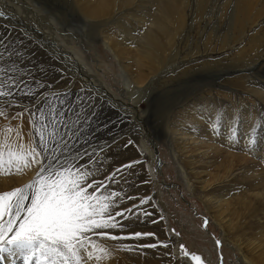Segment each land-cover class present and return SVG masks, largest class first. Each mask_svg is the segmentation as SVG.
Wrapping results in <instances>:
<instances>
[{
  "label": "rangeland",
  "instance_id": "1",
  "mask_svg": "<svg viewBox=\"0 0 264 264\" xmlns=\"http://www.w3.org/2000/svg\"><path fill=\"white\" fill-rule=\"evenodd\" d=\"M146 1L149 0H142L140 7L135 8L134 11V8L130 7L128 12L126 11L128 8L125 9L119 2H111L114 4L110 3L111 9L108 5L107 15L89 19L79 8L80 2L82 3L81 0H0V12L5 13L4 16H0V39H4L5 42H7V38L22 40V45L17 44V47L22 48L24 52L20 58L21 63L26 65L28 69H32V63L29 61H39L47 69L46 73H42L38 69L34 72L37 77L46 82H51L58 89L55 93L51 89L45 90L49 93L48 99L50 101L45 106L44 114L46 117L51 118L50 108L60 107V99L73 100L72 104L64 106L65 110L68 111L67 119L55 126L58 129V132L55 133L56 139L50 140L54 134V129L50 124L44 132L46 141H50L49 147L56 149L50 151L49 156H56L63 163L66 155L60 149L65 147V141H67V159L69 160H74L77 152L85 150L91 152L92 149L104 147V154L107 155L108 159H103V156L94 157V159L103 160L105 165L101 172L96 174V180L104 179L105 174L117 165L134 160L139 161L134 169V171H138L136 179L137 182L145 181V183H137L135 188L121 184L119 188L124 192L138 193L140 196H153L151 203L158 205V207L152 210L162 219L158 224H137L128 232L136 230L155 231L160 233L163 239V231L167 226L174 237L171 240L179 239L180 241L178 250H180L179 245L183 244L185 251L190 253L189 256L185 257L180 252L183 264L189 260L192 264H243L238 245L243 243L248 236L255 239L264 236V216L259 213V209H264V206L255 204L252 215L241 210L240 206H236V216L232 214V207L226 210V206H224L221 216L223 213L224 221L227 222L225 226L229 223L227 226L234 227V232L220 229L216 222V214H213L215 211L207 210L198 195L201 190L211 192L210 189L205 188L202 180L198 179V177L206 179L201 172L202 169L196 167L193 171L194 167L190 165L189 160L177 159L178 157L173 152L174 147L172 148L170 145L168 131L173 124L178 127L188 126L190 122L182 118L185 115L184 107L192 106V103H196L194 107H199V104L200 106L204 105L206 99L203 97L208 93V90L202 93L199 92L201 88L220 91L221 88L229 87L237 91L234 93L235 97L227 104L220 102V104L213 105L216 112L212 118L215 119L218 114L223 116L226 113L232 115L233 118H228V121L236 120L241 123L242 120L249 121L252 119L250 136L245 141L249 142L254 138L255 143L249 145L250 147L255 146L256 149L264 147V104L256 94L250 93V88H247V84L251 83L259 86L254 82L257 79L264 83V66L254 71V77L250 70V78L239 80L235 78L236 75L233 73L236 68L235 65H223L219 62L223 58L221 56L224 52L220 53V57H210L207 56L208 53H203L202 44L206 42L209 35L212 37L211 42L207 44L209 49H219L221 47L220 37L224 36L230 28L226 16L223 15V21L219 20L218 6L220 1L211 0L207 8L206 15L208 17L206 18L205 15L202 22L200 21V28L199 26L197 28L186 27L180 36L177 59H167L161 69L159 68L154 72L155 74L150 73L148 75V79L143 84L144 87L149 86L147 88L148 95L135 99L132 94H125L129 88L133 87L125 71L132 69L134 71L130 61L124 59L125 50L132 49L131 44L135 46L139 43L142 34H144L146 24L138 23L139 17L147 13H154L153 10V12L150 11L151 6ZM261 24L264 25V21L261 20L259 25L261 26ZM107 44L110 45V48ZM191 48L193 50L197 48L198 52L193 54L192 50L189 55L184 56V52L188 49L191 50ZM0 52H3L5 57V60L0 61V63H4V66L7 67L11 63L8 60V53L2 46H0ZM32 53H35V56L31 55ZM12 59L18 58L13 56ZM200 63L209 65L208 68H211L212 72L203 65L198 67V74L193 72L194 76L188 75L192 77V80L188 84L185 81L184 87L182 84L176 89L171 86L174 83L173 80L168 79L170 73L187 68H191L192 71L197 69L195 67ZM57 68L67 69L63 79H60L61 73L55 70ZM15 75L20 77L24 75V72L18 68ZM188 76L184 80H190ZM66 81L71 82L70 89L65 87ZM81 84L89 88L92 95L100 98V104L96 106L97 116L94 118H86L85 113L88 109L81 107L74 99L80 94L79 87ZM68 91H71V96L66 94ZM20 99L24 103L14 105L11 108L0 105L7 114V118L0 116V161H2V167L6 171V179L12 180L11 187L15 186L16 175L14 171L17 166L20 169L36 168L37 173L39 171V167L31 162L30 155L31 149L39 143V134L36 133L32 123H30L33 118L27 112L12 118L16 111H22L32 106L31 98L20 97ZM120 101L125 107H120ZM129 106H134L135 111L143 121V124H139V128L129 123L131 114L124 111V109L129 111ZM73 108L79 109V116L72 113L71 109ZM245 109L248 111L254 109V116L246 118ZM136 115H134L135 120L137 119ZM181 118L185 121H182ZM225 119V116L221 119V128L226 123ZM105 123L109 125L107 128L102 127ZM73 132L76 135H73ZM61 135L64 137L63 140H60ZM128 140H132L134 143L122 147V145L127 144ZM9 153H12L11 157ZM10 159L13 161V165L9 171L8 162ZM25 160L29 161L27 166H25ZM219 161L225 162L222 157L219 158ZM225 165L223 164V166ZM237 167H241L242 170L246 168L245 171L254 168L250 162L249 164L241 162L237 164ZM249 167L250 169H248ZM207 171L215 175L222 173L223 167L215 166ZM194 173H198V177ZM104 182L108 183L107 180ZM239 184L241 186L233 185L226 186L227 188H219L221 185L216 183L212 193L215 196L221 194L235 195L239 193L241 188L243 191L249 187L244 182ZM197 186H200V189ZM20 187H24V184H21ZM116 187L117 185L113 183L109 190ZM0 193L2 192L0 191ZM232 204L234 203L232 202L230 205ZM124 206L123 203L120 205V207ZM230 217L234 220H231ZM225 218H229L233 223ZM205 220L208 221L206 226ZM97 231L128 234V232L119 233L118 229ZM258 234H262V236ZM91 239L94 246L89 245L92 250L88 249L93 254L91 258L93 264L99 262L101 264H166L165 260H169L167 256H161L152 249H144L141 252L139 249L122 246L124 244L147 243V240L138 242L135 240L112 241L108 236L99 235L91 236ZM217 240L220 241L219 247L216 245ZM160 251L164 250L160 249ZM192 256H199L200 260H193Z\"/></svg>",
  "mask_w": 264,
  "mask_h": 264
},
{
  "label": "snow or ice",
  "instance_id": "2",
  "mask_svg": "<svg viewBox=\"0 0 264 264\" xmlns=\"http://www.w3.org/2000/svg\"><path fill=\"white\" fill-rule=\"evenodd\" d=\"M0 12V16H4ZM17 44H23L22 40L7 38L0 39V46L8 53V60L11 63L7 67L0 63V105L9 108L14 105L23 104L20 97L31 98L32 106L22 111H16L15 116L23 115L27 112L33 119L32 123L35 131L39 134V143L31 149V162L39 167L35 179L26 184L23 188H15L12 191L0 193V264H4L5 257L12 261L13 257L19 256L23 264H82V253H87L89 259L92 252L88 251L89 245H93L91 236H108L112 241H140L147 240V243L124 244L123 247L139 249H152L161 256L169 258V264H183L178 253L173 251L176 242L170 239V233L164 230L165 238L155 231L136 230L128 232L137 224H158L161 217L152 209L158 207L151 203V195L140 196L138 193L124 192L119 185L135 188L137 183L143 184L145 181H138V171H134L139 161H129L112 168L104 179L96 180V174L105 167L103 160L94 157L103 156L104 147L92 149L91 152L85 150L77 152L74 160L67 159V141L65 147L60 149L65 153L66 159L63 163L56 156H49L50 141H46L44 132L50 124L54 129V134L50 140H55V133L58 132L56 124L61 123L68 117L65 110L66 104H72L73 100H59L60 107H52L49 110L51 118L45 116V106L50 103L48 91L53 93L58 91L51 82L37 77L34 72L38 69L46 73L47 69L39 61H29L32 69L21 63L24 52ZM31 55L35 56V53ZM15 56L18 59H12ZM4 53L0 52V61H4ZM20 68L24 75L17 77V69ZM61 73L60 79L64 78L67 69L57 68ZM58 83V82H57ZM66 88H71V82H65ZM79 95L74 99L81 107H86V118L96 117V106L100 104V98L92 95L89 88L81 84ZM71 96V91L66 93ZM102 106V105H101ZM74 115L79 116V109H71ZM0 116L7 114L0 107ZM38 117V119H37ZM221 115L210 121L209 127L214 136L220 135ZM118 123V122H117ZM105 123L102 127L107 128ZM228 140L233 144L237 140V129L230 128ZM73 135H76L73 132ZM63 135L60 140H63ZM59 143V141H57ZM128 140L126 145L133 144ZM254 138L249 141V145L254 144ZM12 153H9L11 157ZM9 171L13 161L9 160ZM29 163L25 160V166ZM94 166V167H93ZM20 171V167L15 169ZM2 161H0V172H3ZM107 180L108 183L104 181ZM117 185L113 190H109L112 184ZM91 189V191H89ZM115 198V199H114ZM131 202V203H128ZM124 207H120L121 204ZM205 226L208 221L205 220ZM118 229L119 233L128 232L127 235L112 233L108 230ZM217 247L220 241H216ZM163 249L164 251H160ZM180 252L185 257L190 253L185 251L183 244L179 245ZM193 260H200L199 256H192Z\"/></svg>",
  "mask_w": 264,
  "mask_h": 264
},
{
  "label": "bare ground",
  "instance_id": "3",
  "mask_svg": "<svg viewBox=\"0 0 264 264\" xmlns=\"http://www.w3.org/2000/svg\"><path fill=\"white\" fill-rule=\"evenodd\" d=\"M81 1L82 3L80 2L79 8L89 19L105 16L106 11H108L111 2L114 3L119 2L122 7H124L125 9L126 7L128 8L126 9L127 12L130 11V7L134 8L133 11L135 10V8L138 9V7H140L139 5L142 3V0H81ZM210 1L211 0L146 1L148 5L151 6L150 11L153 10L154 13L153 14L147 13L139 17L137 22L140 23L141 25L146 24L144 34H142L143 36H141L139 40L140 42L135 45L136 48H134L135 47L134 44H131V47L133 48L125 50L124 59L129 60L130 64L134 67V71L133 69L125 71L126 76L129 77L130 81L133 84V87L129 88V91H126L125 94L127 95L132 94V97H135V99L143 98L146 97V95H148L147 88L149 86L148 87L143 86L146 79H148L147 78L148 75H150V73L152 74L156 72L159 68L161 69V67L166 63L167 59H171V60L177 59L178 57L177 55L179 52L178 42L180 36L185 31L186 27L190 28L191 26H193V28L194 27L197 28L199 26L200 28V23L207 14V8L209 5L208 3ZM219 1H220V4L218 6L219 20L220 19L222 20V17L226 16L225 18L226 21L229 23L230 28L228 29V31L224 36L220 37L221 47L219 49H215V50L209 49V45L207 46V44L212 40L211 39L212 37L209 35L206 38V42L205 43L203 42L202 44L203 53L204 54L208 53L207 56L210 57L212 56L220 57L221 56L220 53L224 52L223 56H221L223 58L220 59L219 62L223 65L226 64H231L232 66L235 65L236 68L233 72L234 75H236L235 78L239 80L240 79L247 80L248 78H250V73H249L250 70L252 76L254 77L253 75L254 71L257 70L259 67L264 66V25L263 24H261V26L259 25V22L261 20L264 21L263 20L264 0H219ZM114 3L111 4L113 5ZM207 17L208 16L206 15V18ZM107 45L110 48V45L109 44ZM192 50H193L192 48L191 50L189 49L186 50V52H184L185 53L184 56L189 55L190 51ZM197 52H198L197 48L192 51L193 54ZM179 56L181 55L179 54ZM203 65H205L207 69L211 70V68H208L209 65L207 64H203ZM203 65L202 63H200L197 67H195L197 69H193L192 71L191 68H187L179 72L170 73L168 79L173 80L174 83L171 86L176 89L178 87H181V84L183 86V83H185V81L187 84L190 83L192 77H189L188 75L192 74V76H194L195 74L193 72L198 74V69H199L198 67H201ZM187 76L190 79L188 81L184 80V78ZM254 82L259 86H256L255 84L251 83V84H247V88H250L249 89L250 93L256 94L264 104V83L260 82L258 79L254 80ZM200 90L199 92L202 93L203 91L208 90L207 91L208 93H206L208 95L205 94V96L203 97L204 99H206L204 105L200 106L199 104V107H194L196 103H192V106L184 107L185 115H183L182 118L186 119L190 123L188 124V126L185 125V127H183L184 125L178 127L176 124H173L170 127L171 129H169L168 131L170 134L169 141L172 148L174 147L173 152L178 157L177 158L178 160H183V159L189 160L191 162L190 165L194 167L192 169L193 171L195 170L196 167H200V169H202L201 172L205 175L206 179H203L202 177H198L199 175L198 173H194V174H197L198 179L202 180L201 182L205 184V188L210 189L211 192L201 190L202 192L201 191L198 192V195L200 199L203 201L204 206L207 208V210L215 211L213 214H216L215 216L216 222L219 225L220 229L228 232L230 230L233 233L234 227H232L231 225L227 226L229 223L225 226L227 222L224 221L223 213L221 216V212L224 206H226V210L229 209V207H232V214L235 216L237 215L236 214L237 208H235L236 206L238 207L240 206L241 210H243L244 212L246 211L250 215L254 214L253 208L255 204L264 206V147L260 149H256V147L254 146L252 148L249 146V142L245 141V139H247V137L250 136L249 131L252 128V125H250L252 123L251 122L252 119L249 121L242 120L240 121L241 123H238L236 120L228 121V118H232L231 117L232 115L226 113H224L222 116V118L225 116L227 121L225 119L226 123L222 125V128L220 129V135L214 136L211 133L209 127L210 121L214 120V118L212 117L216 112V109L213 105H216L217 103L220 104V102H224V103L226 102V104L229 103L230 100H232L235 97L234 93H237V91L229 87L221 88L219 89L220 91H215L210 88L205 89L204 87L201 88ZM120 102H119V104L121 105L120 107H123L124 106L123 103ZM189 107H191V109H189ZM129 108L132 109L133 111H131ZM128 109L129 111L125 109L124 111L128 114L129 113L131 114L130 115L131 119H129V123H131L134 127L139 128L140 126L139 124H143V121L141 120L139 114L135 111L134 106H129ZM248 109H245L244 111V114L246 113L245 117L246 118L253 117L254 109L253 110L251 109V111H248ZM228 112L230 113L229 109ZM135 114H137L135 116L137 118L136 120L134 118ZM184 119H182V121H185ZM231 127H235L237 129V133H236L237 140L235 141L234 144L228 140V136L230 134L229 130ZM235 152H237L236 155H234ZM220 157H222L225 162L219 161ZM241 162H245L248 164L250 162L251 166H254V168L250 171H245L246 168L245 170L243 168L244 170L243 171L241 167L239 168L237 167V164H240ZM223 164L226 165L223 166ZM215 166L223 167V172L212 175L207 171L209 168ZM248 169H250V167ZM14 173L16 175L14 182L15 186L11 187L10 183L12 182V180H10L9 178L6 179L7 177L6 171L4 170L3 172H0V182H1L0 191L2 193L5 191H12L15 188L20 187L21 184H24L25 186L26 184L30 183L35 178L37 169L36 168L20 169L19 172L15 170ZM249 180H252V182H249ZM241 182L247 183L249 187H247L248 189L243 191H241L242 190L241 187L240 190L237 187L239 193L235 195L221 194L220 196H215L212 193L216 183H219L221 185L219 186V188H222L233 185L241 186L239 184ZM197 187L199 188L200 186ZM232 202L234 204L230 205ZM219 213L220 215H218ZM259 213L264 216V209L262 208L259 209ZM230 219L228 220L229 222L231 220H234V219L231 220ZM231 222L233 223V221ZM165 229L169 231V227L165 226L164 230ZM258 235L262 236V234H258ZM163 237L165 238V236ZM173 238L174 237L172 236V233H170V239ZM260 239L259 238L255 239L251 236H248V238H246V240L243 243H240L238 245V249H240L241 262L243 264H264V236H262ZM174 241L176 242V244L175 247L173 248V251L178 253L180 257V250H178V244L180 241L179 239H174ZM88 248L91 249L90 247ZM82 256H83L82 264H93V259H89L87 257L86 252L82 253ZM12 261H14V264H23V260L19 256L13 257ZM165 263L169 264V260H165ZM4 264H12V262L9 260L8 257H5ZM97 264H101V262ZM186 264H192V262L189 260L186 262Z\"/></svg>",
  "mask_w": 264,
  "mask_h": 264
}]
</instances>
